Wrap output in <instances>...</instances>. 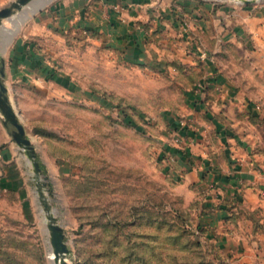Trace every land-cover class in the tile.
Segmentation results:
<instances>
[{"label": "rangeland", "instance_id": "1", "mask_svg": "<svg viewBox=\"0 0 264 264\" xmlns=\"http://www.w3.org/2000/svg\"><path fill=\"white\" fill-rule=\"evenodd\" d=\"M13 1L0 0V10ZM68 1L51 0L33 15L16 12V24L2 20L5 30L18 25L5 49L6 31L0 32V63L7 72L2 81L42 170L35 174L23 152H11L7 165L0 162V264H52L48 215L63 229L66 264H235L199 226L204 192L188 189L173 168L176 160L164 152L165 145L186 147L168 118L201 135L194 149L201 140L216 147L204 113L192 110L186 97L198 87L200 96L206 92L207 56L180 65L171 59L173 47H166L169 32L157 28L149 30L146 43L150 61L126 60L100 32L58 26L52 9ZM152 1L162 15L179 1L223 6L226 17L264 5V0ZM23 15L29 17L21 20ZM242 37L212 60L217 69L238 76L239 83H252L244 94L260 106L242 119L254 148L264 149V58L252 56L256 47ZM27 46L60 82L77 90L36 75L23 82L13 77L10 57ZM124 112L140 132L124 123ZM238 125L237 130L243 124ZM39 131L49 135L44 146L30 133Z\"/></svg>", "mask_w": 264, "mask_h": 264}, {"label": "crops", "instance_id": "2", "mask_svg": "<svg viewBox=\"0 0 264 264\" xmlns=\"http://www.w3.org/2000/svg\"><path fill=\"white\" fill-rule=\"evenodd\" d=\"M154 3L152 0H72L52 10L58 15V26L72 24L76 28L96 30L132 62L150 61L146 43L151 40L149 30L157 28L169 32L166 47H173L171 59L175 58L180 65L191 66L197 58L207 56L203 64L207 91L200 96L202 89L198 87L195 92L186 93V97L192 110L204 113L208 127L213 129L210 135L217 137L216 147L201 140L196 146L201 157L196 159L193 154H198L193 147L201 135L179 125L174 133L179 141L186 142L185 149L165 145L164 152L176 160L173 168L188 189L204 192L198 220L206 237L235 264H264V149L254 148L250 127L242 119L257 113L260 105L244 94L252 83H239L238 76L217 69L212 60L214 55L223 54L227 44L242 36L246 37V44L256 47V51H251L252 56L264 58V13L261 11L264 5L249 11L239 9L232 17H226L225 7L210 3L175 2L164 15L161 9H155ZM10 61L12 76L20 77L22 82L25 76L36 75L67 90H77L74 84L60 82V76L44 65L33 47L16 50ZM6 74L5 71L4 78ZM175 120L168 118L174 126ZM237 122L243 124L238 130ZM0 126V162L7 165L13 156L11 152L22 151L12 141L1 115ZM24 129L38 159L37 148L25 126ZM30 133L41 146L46 143L43 138L49 137L40 131ZM4 168L5 172L10 169Z\"/></svg>", "mask_w": 264, "mask_h": 264}, {"label": "water", "instance_id": "3", "mask_svg": "<svg viewBox=\"0 0 264 264\" xmlns=\"http://www.w3.org/2000/svg\"><path fill=\"white\" fill-rule=\"evenodd\" d=\"M51 0H15L8 7L2 8L0 10V29L3 27L2 20L7 19L10 20L13 15H17L16 12H22L24 8L27 6H32L33 11L32 15L40 11L47 3ZM239 2L243 1L245 3H249L252 0H237ZM29 17V16H28ZM26 18V17H25ZM18 25H15L14 29L9 31L4 35L3 49L10 42L13 34L16 32ZM0 115L2 118V123L8 130L9 135L11 136L12 141L17 145V147L24 153L27 159L31 162L32 168L35 174L41 172V168L39 162L36 159V154L34 147L27 137L24 126L20 123L16 112L14 111L12 105L9 102V98L7 96V88L4 85L2 79L5 76L4 64L0 63ZM40 191V190H39ZM48 223L47 229L50 235V243L53 253V263L54 264H66L64 259L65 254L68 251V247L66 245L64 239V232L62 227H60L53 216H47Z\"/></svg>", "mask_w": 264, "mask_h": 264}, {"label": "trees", "instance_id": "4", "mask_svg": "<svg viewBox=\"0 0 264 264\" xmlns=\"http://www.w3.org/2000/svg\"><path fill=\"white\" fill-rule=\"evenodd\" d=\"M204 90H205V89H204ZM206 91H207V88H206ZM123 121H124V123H125L126 125L131 126V127H134L138 132L141 131L139 125H137V124L133 121V119L131 118V116L128 115L127 113H125V112L123 113ZM169 125H170L171 128L174 129V130H177V129L180 128L179 125L174 126V125H173L172 123H170V122H169ZM39 165H40V164H39ZM40 168H41V165H40ZM41 170H42V168H41Z\"/></svg>", "mask_w": 264, "mask_h": 264}, {"label": "bare ground", "instance_id": "5", "mask_svg": "<svg viewBox=\"0 0 264 264\" xmlns=\"http://www.w3.org/2000/svg\"><path fill=\"white\" fill-rule=\"evenodd\" d=\"M25 10H28V12L32 13L33 8H32V6L30 5V6H27L26 8H24L23 11H25ZM23 11H22V12H23ZM22 12H20V13H22ZM17 15H18V14H17ZM17 15H16V16H17ZM16 16L11 17L10 20H8V21H10V22L16 24V23H15V22H16V21H15V17H16ZM25 17H28V15H23V16L21 17V20H24ZM2 30H5V29H4V26L0 29V32H1ZM5 31H6V33H8V32L11 31V30H5ZM2 44H4V42H3ZM45 220H46V219H45ZM49 259H50L51 263L54 264V263H53V253H52V252H50Z\"/></svg>", "mask_w": 264, "mask_h": 264}]
</instances>
